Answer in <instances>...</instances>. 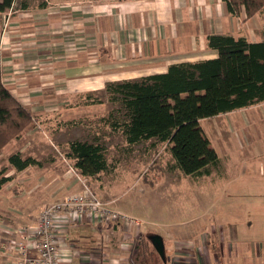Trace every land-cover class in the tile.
<instances>
[{
  "label": "rangeland",
  "instance_id": "obj_1",
  "mask_svg": "<svg viewBox=\"0 0 264 264\" xmlns=\"http://www.w3.org/2000/svg\"><path fill=\"white\" fill-rule=\"evenodd\" d=\"M110 82L121 81L109 80L105 88L77 93L46 112L39 109L38 115L31 112L35 118L26 128L27 134L8 150L38 161L29 172L22 174L12 167L8 147L2 150L0 172L13 178L3 191L14 199V208H20L18 202L33 208L40 202L60 200L81 192L87 183L104 202L139 222V236L138 223L126 230H120L118 224L98 226L100 242L119 248L121 255L139 239L146 252L145 241L160 234L165 243V264H264V106L203 119L201 125L218 161L209 172L187 175L176 163L168 142L158 138L136 144L126 141L122 126L129 111L122 98L112 99L114 94L107 88ZM79 141L101 145L109 166L92 176L80 175L84 183L76 179L77 186H73L70 183L79 175H70L76 163L71 145ZM52 162L62 175L65 173L66 178L60 174L59 179L66 183L54 184L59 186L54 189L57 194L50 197L41 180L46 174L56 176L47 169ZM34 173L32 179L26 178ZM35 214L33 209L29 218ZM5 221L0 218L1 229L31 223L14 221L7 226ZM124 221V217L119 220ZM151 261L159 262L156 257Z\"/></svg>",
  "mask_w": 264,
  "mask_h": 264
},
{
  "label": "crops",
  "instance_id": "obj_2",
  "mask_svg": "<svg viewBox=\"0 0 264 264\" xmlns=\"http://www.w3.org/2000/svg\"><path fill=\"white\" fill-rule=\"evenodd\" d=\"M211 35L243 37L249 43L263 42L264 8L248 18L244 8L232 12L227 0H13L9 7L0 9L2 82L30 114L38 115L39 109L46 112L47 108L66 102L77 93L105 88L109 80L140 79L164 73L171 64L216 58L218 50L209 45ZM256 106L262 107L264 102L248 107ZM15 140L7 144L3 152L7 147L8 151ZM7 154L10 162V157L16 153L10 150ZM52 163L54 165L47 169L58 179L46 174L41 180L50 197L52 193L57 194L54 189L59 186L54 184L66 183L59 179L66 178L65 173L62 175L56 163ZM33 167L35 165L23 170L14 168L23 174ZM77 174L80 178L70 174L75 178L70 183L73 186H77L78 181L84 183ZM0 175L9 177L1 172ZM34 176L35 173L26 178ZM12 181L10 178L7 183ZM5 185L0 190V216H4L0 218L6 220L7 226L14 221L16 224L27 220L31 221L27 225H34L44 203L25 208L15 199L20 207L15 209L14 199L3 191ZM33 209L37 214L29 218ZM24 213L26 217L22 218ZM103 224H118L120 230H126L136 228L137 223L134 220L106 223L90 216L79 223H61L57 236L60 264H161L148 259L154 253L150 254L151 247L146 241L148 249L145 252L143 248L141 259L135 258L136 246H142L140 239L135 246L130 245L132 257L131 250L121 255L119 248L114 250L102 244L98 226ZM137 226L139 236L141 231L139 224ZM19 227L0 228L4 230L0 233V264H14L17 260L18 255L10 251L9 246L16 239ZM108 255L109 261L106 260Z\"/></svg>",
  "mask_w": 264,
  "mask_h": 264
},
{
  "label": "trees",
  "instance_id": "obj_3",
  "mask_svg": "<svg viewBox=\"0 0 264 264\" xmlns=\"http://www.w3.org/2000/svg\"><path fill=\"white\" fill-rule=\"evenodd\" d=\"M12 2L3 0L0 9ZM227 3L232 12L244 8L248 18L264 8V0ZM208 40L218 50V57L171 64L164 73L107 85L114 94L112 99L122 98L129 111L122 126L126 141L136 144L158 138L168 142L176 163L187 175L209 172L218 161L201 119L264 102V41L249 43L230 35H211ZM32 121L29 111L3 85L0 48V153L12 140L22 137ZM71 155L76 159V171L84 177L109 166L105 150L98 144L74 142ZM10 162L17 170L39 164L33 157L23 158L18 153ZM9 179L0 177V190ZM150 182L152 186L156 183ZM146 243L150 244V254L154 253L149 258L163 261L151 240ZM135 252V258L141 259L143 247L137 245Z\"/></svg>",
  "mask_w": 264,
  "mask_h": 264
},
{
  "label": "built area",
  "instance_id": "obj_4",
  "mask_svg": "<svg viewBox=\"0 0 264 264\" xmlns=\"http://www.w3.org/2000/svg\"><path fill=\"white\" fill-rule=\"evenodd\" d=\"M71 169L77 174L75 168ZM84 185L81 192L45 203L34 225L17 229L16 239L9 246V250L18 255L14 264H60L57 236L61 223H79L85 216L106 223L119 221L122 217L126 221L133 220L104 202L87 184Z\"/></svg>",
  "mask_w": 264,
  "mask_h": 264
},
{
  "label": "water",
  "instance_id": "obj_5",
  "mask_svg": "<svg viewBox=\"0 0 264 264\" xmlns=\"http://www.w3.org/2000/svg\"><path fill=\"white\" fill-rule=\"evenodd\" d=\"M152 245L154 246L155 250L159 253V255L165 259V243L163 236L160 234H153L151 237Z\"/></svg>",
  "mask_w": 264,
  "mask_h": 264
}]
</instances>
